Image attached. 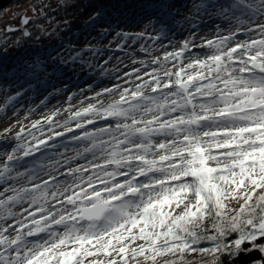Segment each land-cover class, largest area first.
I'll list each match as a JSON object with an SVG mask.
<instances>
[{
  "label": "snow or ice",
  "instance_id": "6c2138e0",
  "mask_svg": "<svg viewBox=\"0 0 264 264\" xmlns=\"http://www.w3.org/2000/svg\"><path fill=\"white\" fill-rule=\"evenodd\" d=\"M141 6L161 31L175 19L165 0ZM201 10L227 22L226 35L200 45L203 58L184 64L185 41L163 56L175 71L153 60L163 75H137L143 82L106 107L65 109L63 121L57 110L15 134L0 163V264H225L251 248L264 254V0H208ZM97 120L109 123L89 130Z\"/></svg>",
  "mask_w": 264,
  "mask_h": 264
},
{
  "label": "rangeland",
  "instance_id": "374dc122",
  "mask_svg": "<svg viewBox=\"0 0 264 264\" xmlns=\"http://www.w3.org/2000/svg\"><path fill=\"white\" fill-rule=\"evenodd\" d=\"M30 1L32 4L33 1ZM28 2L23 4L22 11L30 5ZM165 2L172 5L170 12L176 16L163 31L160 25L153 27L146 19V13L151 9L147 12L142 10L141 13H136L132 9L136 10L137 7L130 6L131 9L127 15L113 8L107 9L103 15L98 17L99 19L94 22L87 34L83 36L79 34L71 38L73 46L84 48L80 51L78 58V55L73 56V53L78 50L66 49L62 46L48 56L53 64L50 66L46 64L41 70L32 72V77L29 75L25 77L17 71L18 69L1 74L3 76H0V109H2L0 110V163L6 158V152L15 145L16 141L13 138L22 126L30 127L33 121L42 119L57 110L59 114L55 119L63 121L69 116V112L65 109L74 112L89 104L106 107L119 98L120 90L134 89L135 84L143 82L136 79L137 75L143 80H149L150 76L146 73H152L153 69H158L161 76L163 75L164 69H161L159 64L153 63L154 58L160 60L165 69L175 71L173 65L178 62L171 59L163 61L162 58L167 52L180 50L185 41L189 42L191 51L185 52L184 64H187L190 58H203L200 52L205 48L200 45H203L206 40L216 38L218 34L221 35L213 25L202 23L204 18L215 15H209L203 10L197 11V6L207 4L208 0H167ZM13 11L18 10L7 6L0 11V16L10 17ZM218 21L224 22L220 18ZM226 24L223 23V27H220L223 29L225 26L223 35L227 34ZM3 28L0 27V29ZM128 30L129 32H125ZM141 32L145 34L138 36L137 34ZM124 34L127 36L125 37ZM150 35L157 37L156 40L159 43L151 44L152 41L148 38ZM174 37H176L174 42L165 41L174 39ZM122 38H127L125 42H134V45L124 47L128 43H123ZM109 51L115 54L111 55ZM124 51H128L130 56H123ZM59 59L61 63L54 65ZM139 62H144L140 71L131 73V76L126 78L127 80L112 78L113 73H116L113 67L118 66L117 71L123 68L128 72H134ZM101 78H104V82L101 85L97 84ZM117 85L119 89L115 88ZM105 88L114 90L111 93H104ZM18 91L20 95L16 96ZM39 91V95L32 99V94ZM97 93L103 94L97 96ZM148 93H151V89H146V94ZM9 97L16 98L6 105ZM107 123L109 121L97 120L95 125H88V129L104 126ZM56 131H63V129L56 128ZM64 140L65 138H58V142H64ZM73 143L68 144L70 148ZM69 154L71 155L72 152L70 151Z\"/></svg>",
  "mask_w": 264,
  "mask_h": 264
},
{
  "label": "trees",
  "instance_id": "16d2710c",
  "mask_svg": "<svg viewBox=\"0 0 264 264\" xmlns=\"http://www.w3.org/2000/svg\"><path fill=\"white\" fill-rule=\"evenodd\" d=\"M32 1L31 4L30 0H12L9 6L18 11H13L11 16L7 17L10 18L11 23L7 26L8 28L0 29V67L7 69L6 72L18 69V72L25 77L27 75L33 76L31 70L24 71L26 68L30 69L31 66L35 65L36 71H38L46 64L49 66L53 64L48 56L58 47L75 48L78 50L77 53H80L84 48L73 46L71 38H75L79 34L82 36L87 34L94 22H97L98 17L103 15L107 9H116L124 15L128 14L131 9L130 6L137 7L136 10L132 9L136 13H140L141 10H148H145L141 5L139 6L141 0ZM26 2L30 5L22 11L21 8ZM25 16L29 18V23L22 25L21 20ZM9 28L14 29V31H8ZM72 30H74L73 33ZM24 31H28L30 35L25 37ZM76 55L73 53V56ZM47 60L51 61L48 62ZM58 63H61L60 59L54 65ZM0 76L3 75L0 74ZM233 238H235V234ZM256 243L264 244V238L258 239ZM242 247L251 248V245L245 243ZM193 258L197 261L201 260V257L196 254L189 257V259ZM225 264H264V254L259 252L257 248H251L250 251L241 252L236 257L225 259Z\"/></svg>",
  "mask_w": 264,
  "mask_h": 264
},
{
  "label": "bare ground",
  "instance_id": "6f19581e",
  "mask_svg": "<svg viewBox=\"0 0 264 264\" xmlns=\"http://www.w3.org/2000/svg\"><path fill=\"white\" fill-rule=\"evenodd\" d=\"M166 1V0H165ZM172 16H176V14H174V13H172ZM218 17L216 16H211V17H207V18H204L203 20H202V23H206V24H211V25H213V27H214V29L215 30H219V33L220 34H223V30H224V28H225V26H224V28L223 29H220V28H218V24L219 25H222L223 23H227L226 21H224V22H219L218 21ZM223 26V25H222ZM125 32H129V30L128 31H125ZM219 35V34H218ZM131 37H133V36H131ZM134 38V37H133ZM148 38H150L151 39V44H156L155 42H157V40H156V38L157 37H153L152 35H150V37H148ZM176 37H174V39H171V40H165L166 42L168 41V42H174V41H176V39H175ZM127 38H122V40L124 41L123 43H128L127 45H125L124 47H129V46H133L134 45V42H125V40H126ZM149 39V40H150ZM178 39V38H177ZM147 40V39H146ZM157 43H159V42H157ZM170 43H168V44H170ZM113 47H114V45H113ZM208 51V49H203V51L202 52H200L201 53V55L203 56V54H205L206 52ZM110 53H111V55H113V54H115V52L113 53V51H109ZM189 54V53H188ZM123 56H130V54H129V52L127 51H124L123 52V54H122ZM191 55V54H190ZM163 59V58H162ZM154 60H157L156 58H154ZM142 64H144V62H139V64H137L138 66H136L135 68L136 69H139V71H140V69H141V66H142ZM158 65V64H157ZM113 68H115V71L114 72H116V73H113L112 75V78H120V79H123V80H127L126 78L128 77V76H131V75H126V74H128V73H137L135 70L136 69H134V72L133 71H131V72H128V71H126L125 69H123V68H121L120 69V71H117V70H119L118 68V66H115V67H113ZM112 68V69H113ZM147 68V67H146ZM89 75H92V74H89ZM104 78H101V80H99L98 82H97V84H102L104 81ZM113 87V86H112ZM85 88H88L87 86H85ZM39 93H40V91L38 92V93H36V94H32L33 96H32V99L34 98V97H37V95H39ZM148 94H151V93H148ZM70 135V134H69ZM64 143H66V144H71V141H68L66 138H65V140H64ZM82 163H83V161H82ZM22 183V182H21Z\"/></svg>",
  "mask_w": 264,
  "mask_h": 264
},
{
  "label": "built area",
  "instance_id": "2783aa9c",
  "mask_svg": "<svg viewBox=\"0 0 264 264\" xmlns=\"http://www.w3.org/2000/svg\"><path fill=\"white\" fill-rule=\"evenodd\" d=\"M10 23V18H1L0 17V27H7Z\"/></svg>",
  "mask_w": 264,
  "mask_h": 264
},
{
  "label": "water",
  "instance_id": "95a60500",
  "mask_svg": "<svg viewBox=\"0 0 264 264\" xmlns=\"http://www.w3.org/2000/svg\"><path fill=\"white\" fill-rule=\"evenodd\" d=\"M12 0H0V11L11 4Z\"/></svg>",
  "mask_w": 264,
  "mask_h": 264
}]
</instances>
